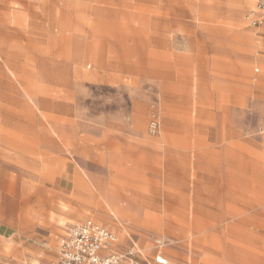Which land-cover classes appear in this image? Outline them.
Listing matches in <instances>:
<instances>
[{
	"label": "rangeland",
	"instance_id": "obj_1",
	"mask_svg": "<svg viewBox=\"0 0 264 264\" xmlns=\"http://www.w3.org/2000/svg\"><path fill=\"white\" fill-rule=\"evenodd\" d=\"M255 10L0 0V264H53L88 220L138 243V264H264Z\"/></svg>",
	"mask_w": 264,
	"mask_h": 264
},
{
	"label": "built area",
	"instance_id": "obj_2",
	"mask_svg": "<svg viewBox=\"0 0 264 264\" xmlns=\"http://www.w3.org/2000/svg\"><path fill=\"white\" fill-rule=\"evenodd\" d=\"M256 10L252 16L253 23L264 22V0H255ZM160 130L157 116H153L149 126V133L156 135ZM155 247L164 249L169 242L162 237L153 240ZM141 252L132 241L123 247L119 236L109 228L88 220L77 223L67 229L66 236L61 241L58 260L55 264H138ZM158 264H167V260L160 256Z\"/></svg>",
	"mask_w": 264,
	"mask_h": 264
},
{
	"label": "crops",
	"instance_id": "obj_3",
	"mask_svg": "<svg viewBox=\"0 0 264 264\" xmlns=\"http://www.w3.org/2000/svg\"><path fill=\"white\" fill-rule=\"evenodd\" d=\"M68 229V228H67ZM67 229H66V231H65V234H64V236L60 239V243H59V250H60V246H61V241H62V239L66 236V233H67ZM120 242H121V240H120ZM132 242V240L130 241V242H128V244H123L122 242H121V245L123 246V247H126V246H128L130 243ZM136 243V242H135ZM136 245H137V247H138V249H139V251L141 252V256L143 255V253H142V250H141V248H140V246H139V244L138 243H136ZM59 250H58V254H59ZM160 257V256H159ZM164 257V256H163ZM158 258V257H157ZM156 258V259H157ZM139 259H140V257H139ZM166 260H167V258H165ZM57 260H58V256H57V259H56V261L53 263V264H55L56 262H57ZM167 264H168V260H167Z\"/></svg>",
	"mask_w": 264,
	"mask_h": 264
}]
</instances>
